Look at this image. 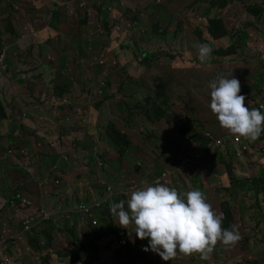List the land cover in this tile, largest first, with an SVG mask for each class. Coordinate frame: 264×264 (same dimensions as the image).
<instances>
[{"label":"trees","instance_id":"obj_1","mask_svg":"<svg viewBox=\"0 0 264 264\" xmlns=\"http://www.w3.org/2000/svg\"><path fill=\"white\" fill-rule=\"evenodd\" d=\"M173 1L174 0H164V2H166L167 4L172 3ZM217 1L219 0H214V3L216 4H213V6L216 5L219 9H222L233 2V0H220V3L218 5ZM132 2L133 8L130 7L129 3L118 5V7L114 9V12L111 14L110 18H105L102 22L98 21L100 24L97 23L96 19L91 14L89 2L86 9L83 11H78L76 16L74 17L68 18L61 14H58L60 16L59 21L61 22V24L58 26L51 25L50 20L43 19L44 15L39 13H31L27 19H24L25 23L23 19L19 18L21 23L20 37L22 35L25 36L27 44L32 46L31 38L34 35L38 34L39 29L42 25L53 29L55 32H58L57 42L59 40L65 41L69 39L75 44L74 48L69 51L68 55L62 53L58 54V56L62 59L61 62L63 60H66V62H68L74 59L79 60L80 62H83L84 60H86L87 63L92 62L91 65L88 64L89 69L87 73L85 75H79V85H84L85 89L88 92L93 91V94L96 95L98 99V106L101 111V115H99L97 121L99 123H102V114L105 118H107L108 140L107 143H105L103 130L96 140V137L91 135L89 131V124L86 122L87 119L84 116H68L66 119V124L64 122L65 119L63 120L66 127H63L61 132H71V134L81 137V140L75 139V149L78 156L89 155L90 157H93L94 153H96L97 150L103 148V152L105 151L106 154L103 160H106L108 158L110 161H112L114 158V161L117 163L119 168V172L113 173L111 177H114L117 174L118 177L121 174L128 176V183L133 186V191L142 189L148 185H154L153 183L146 181L144 176H155V171L157 169H165L166 163L168 164L167 167L169 169L170 167H173V165L188 166V162L180 163L179 159L172 160L174 158L173 154L175 153H179V155L184 159H192L196 155H204L205 152L213 149L210 154L213 163L216 159H218L219 161H224L225 159V161H227L232 157L236 158L238 155H241L239 157L243 159H247L248 154L246 151L249 148L242 150L241 147L232 145L230 140L235 135L230 134L227 130L221 128L216 118H213L214 126L217 124V126L220 127L221 131L209 134V137H206L204 135V132L208 129H204V123L201 120L196 119L192 121L191 125L189 126L184 123V121L187 120L189 116L198 117L199 115H203L204 118L205 116L206 118L215 116L210 111L208 106L210 102V89L208 85L210 81L218 78L221 75L225 78H231L232 76L239 81L240 93L238 94H242L245 96V106L251 108L257 98L264 97V81H262L261 83H258V81H256L258 76H261L262 79L264 78V67L261 65L264 60L262 58L261 60L260 58L258 59L257 67L253 70V73L247 75L236 76L230 71L229 68V65L237 62L234 55L237 51H247L243 43L245 42L244 38L246 35L244 37H237L238 39L234 38L232 27H230L219 15L210 19L206 18L204 21H202L199 18L185 17V11L183 12V16H181L180 11H177V9H172L171 15L174 22H172L171 28L174 35L179 31H185L187 34L195 33L198 37L197 45L194 48L196 56H198V45L200 44H206L210 46L212 52L210 60L203 63V65L206 64V66H203L201 69L199 68V74L195 72V70H198V68L195 66L193 67V72L191 70L184 69V73L175 72L171 74L173 79L181 74L182 77H184L183 80L185 81L187 78L192 76L191 82L188 83L192 86L191 88L185 90L187 88L185 84L177 85L178 88L171 93L172 101L178 105H181L182 108L180 113L173 117V120L171 121V115L168 111L169 107L164 106L163 102H156L155 100L149 99L145 103H143L142 100L136 98L138 96V92L131 86H129V88L125 87L124 93L119 92L121 86L126 82V79H124V77L126 76L127 70L125 68L132 62V60H135L134 56L140 55L146 58L148 62H152L150 61L152 59L149 55L154 57L155 55L153 54L159 51L155 50L154 47L161 46L157 38L152 41L149 40V55H147L146 53H135L132 55L135 49L137 50V46H135L132 50V53L126 55L125 52V54L115 55L116 58H113V60H107V63L105 65V59L111 58L109 55L107 56V54H104L107 53L105 52V50H107L111 46L114 47L117 41L115 40L116 31L111 27L109 42L110 46L107 48L103 37L104 29L108 28L109 25L117 24V26H121L123 28L124 35L126 24L129 26V23L127 21L129 17L131 25L134 21V18L138 16V13L142 9H145L150 2H155L158 4L160 3V0H132ZM106 4L107 0H99V4L97 6V10L99 11V13L102 12V8ZM0 7L1 9H5V11L10 16V19L8 21L10 23L8 32H16L17 27L13 23L12 17L18 16L16 14L17 7L12 8L5 0H3L2 4H0ZM189 7H191V5H189ZM41 10H43V8H41ZM235 10H237V8H235ZM248 11L254 13L255 15L259 14H256V9L253 8H249ZM34 15H39V18H37L36 16V18H33ZM29 19L32 20L31 25L27 26L26 20ZM4 28V22L0 20V29ZM43 29L46 30V28ZM85 31L88 34L90 33V36L92 37L88 39L85 35ZM162 36H164V34ZM225 36H229L232 39V42L223 46L222 42L225 39ZM124 38L120 42H123ZM134 42H137V40ZM216 43H219V45L215 46ZM19 49L20 51L17 53H27L32 58L33 51L25 43ZM78 52L81 55L77 54ZM88 52L92 53L90 54L92 58L90 57ZM96 52H98L97 55L93 56ZM247 59L250 60L249 58ZM18 61L22 68H28L29 63H24L20 60ZM178 61H180V58L176 55L175 62ZM198 62L200 61L198 60ZM43 63H48V65H51L50 61H43ZM117 64L118 66H116ZM173 66H175V63L171 65V67ZM218 66H223L220 72H212ZM107 67H110V69L107 70ZM56 69L58 72L61 71L58 65L56 66ZM81 69V65H78L77 70L81 72ZM155 69L159 71L158 68ZM202 69H210L212 71L208 70L207 74H205L204 77H201L200 74L202 73ZM193 73L197 75V77H195ZM158 74H160V76L164 78V74L162 75L160 71ZM106 77L109 79H107ZM60 78L64 80L62 86L60 88L58 86H54L52 88V91L59 92L60 95L66 96L63 86H67L69 84L70 77L66 74L64 77L60 76ZM104 79H107V82L109 83L108 88L103 86L104 83L102 82V80ZM146 81L148 82L147 79ZM79 85H75L76 89H79ZM149 85L152 86L150 83ZM181 86H183L184 89H182ZM140 87H142L146 91L147 95L152 94V91L147 89L148 86L145 84V82H143ZM98 93L105 95V100L102 101V98L97 96ZM128 93H130L129 95L131 96L130 100L133 96V101H126V96L128 95ZM16 98L17 105L14 107L12 106L11 108L8 107V111L0 95V145L3 141L9 139L32 140L35 134L34 129L27 125V121H38L39 110L38 108H36L38 102L36 103L34 95H27L25 93L17 94ZM100 104L102 106H100ZM76 112L77 111L75 110L74 113L76 114ZM114 114H116L115 118H108L112 117ZM42 121L45 122L44 119H42ZM173 129H176V133L179 135L172 133L171 131ZM159 130H162V133L160 135L164 134V137L166 138L164 140V143L162 144V148L160 150H157V146L153 143V140L158 137L157 133H159ZM167 133L169 134V137L166 135ZM256 140L261 141L260 144L263 149L264 131H262L261 135ZM256 140L250 141L246 139V142L249 147H254L256 144L255 142H258ZM190 141L196 143L197 147H189L185 145ZM166 143H168V145ZM22 144L25 145L23 150H21ZM132 145L135 146V150L133 152H130V154L135 156H143V160L146 161L145 166H141V160L139 162L136 161L135 164H133V168L130 166V164L129 166L128 164H124L128 163L124 158L122 159L123 163H118L116 161L114 154L123 156V153L129 150ZM12 146L13 156H11V161L14 163L16 162V156H24L25 150L29 151L31 157L33 156V151L30 149L33 148V145L30 142H28L27 144L20 141L16 142ZM234 149L235 152L232 153L231 151ZM55 155L56 153L53 154V156ZM26 158L27 157H25V159ZM39 158H43L44 164L53 163L50 162V160L52 159L51 155L45 154L44 156L43 151L41 150L39 151ZM79 165L84 167L90 166L87 165V163L82 162H79ZM127 166L128 170H125V167ZM195 166V174H199V180L205 183V187H207L209 183H213V179L208 178L205 174V171H201L200 166ZM43 167L44 170H46L48 173V168L46 166H39L37 167V169L41 171ZM122 168H124L123 171H121ZM30 169L32 173L33 166H30ZM172 173L173 171L166 173V178L168 180L167 186L169 185L170 181H172L170 177ZM87 176H89L90 178L93 177V180L88 185H85L84 189L78 192L75 191L74 198H72L73 201L72 207H70V213H67L65 212V210H63V205L61 203L55 205L50 202V198H58L57 195L60 192L59 189L62 188L60 184L56 186L55 181H53L52 184L45 183L43 187H41L42 191H33L27 189L22 190V193H19L26 201L30 203V206L26 207H22L21 205H19L17 213L13 216H17V219L20 221V225L23 224V221L29 215L33 216V218L35 219V228L41 225V220L43 218L40 216V212H44V214L50 218L51 224H49V226L46 228L47 230L45 231H43L44 229H41V231L39 230V232H34L35 230H33L29 233H23V227L21 229L22 235H25L27 237L29 236V240L27 241L28 248L31 247V245H34L35 247V251H32L31 249H29V251L31 254H34L35 252V260H38V264H49L51 260H57L60 263L64 264H88L86 260V253L90 251V249L97 250V245L95 244L96 241L100 237L107 236L111 233L110 227L112 225V219L110 217L111 213H109L108 207L93 211V219L98 220L97 227H92V222L89 218L90 215H87L83 210H80L81 206H83L87 209H90L91 211L92 207H94L105 197L104 187H111L109 185H106V177L108 176L102 172H99L95 168L90 169V171L87 173ZM41 179L46 180L43 177H41ZM47 179H49V177ZM53 179L54 176H50L49 180ZM241 180L251 181L252 190L259 185L258 181H256L255 179L251 180L250 177H243L242 179V177L236 176L235 181L240 182ZM119 186L122 187L120 183ZM190 186L191 183L189 182L187 188H189ZM120 187L119 189L121 191L128 192L127 190ZM48 188L49 192L48 194H46V189ZM223 189L227 191L229 188ZM246 189L249 190L250 188L247 187ZM187 191H191V188L187 189ZM201 193L206 200V197L211 194V191L203 190L201 191ZM221 193L225 195L226 192L223 193V191L221 190ZM125 196L127 195L121 194L119 197L113 199L112 203L120 202V199ZM122 201L126 202L127 198H123ZM217 204L218 203L216 202V200H214L211 204L212 210L214 212L216 211V213L219 214V211H221L222 213L230 214L228 218L223 219L221 227L229 228L230 226L235 225L236 231L238 232L240 230L238 227L239 222H235L234 218L240 217L239 211L235 208H231L229 206V202L225 201H223L218 210H216ZM57 206L59 208H56ZM56 211H58L59 213H57ZM60 211L63 214L69 215H65L63 217L55 219V217L61 213ZM31 212L34 214H31ZM75 215L77 216V219H75ZM60 221L67 222L63 224L61 229L54 228L55 223L59 224ZM106 227L109 228L105 229ZM53 230L57 231L53 233L48 232ZM6 231L7 226H5L4 230L0 233V242L1 240H8V238H10L9 236L11 235L18 234L17 232L11 230L7 235ZM112 231H116L115 225L112 226ZM43 233L46 235L43 236ZM16 239V236H14V241L11 242V245H9L10 242L8 241V245L0 252L4 255L2 264H5L4 261L6 259L9 261L8 264L10 263V260H13V258L10 256V247L14 244L16 245L17 242L21 240V238H19L18 240ZM121 251L122 250L119 249H116L114 251V253L117 254V258L119 259H123L122 254L120 253ZM13 252H15V248H13ZM42 254H44V257Z\"/></svg>","mask_w":264,"mask_h":264},{"label":"rangeland","instance_id":"obj_2","mask_svg":"<svg viewBox=\"0 0 264 264\" xmlns=\"http://www.w3.org/2000/svg\"><path fill=\"white\" fill-rule=\"evenodd\" d=\"M5 1L12 8L17 7L16 13L19 18L23 19L24 23V19H27L31 13H47L44 15V17L48 18L49 8L47 1L45 0ZM53 1L55 2V6H67L71 10L83 8V4L79 0H72L70 2H65L63 0ZM219 3L220 0L217 1L218 5ZM213 4H216L214 3V0H174L169 4L164 2V0H160V3L158 4L155 2H150L145 9H142L138 13V16L134 18L133 22L131 20V25L130 17L127 19L129 26L126 24L124 41L119 42L123 39L124 35H116L115 40L118 42L115 43L114 47L111 46L110 48L108 47L110 46L109 42L111 27L115 29L117 25H109L108 28H105L103 37L108 49L105 50L107 53L104 54H107V56L109 55L111 57H108L109 59H105V65L107 60H113V58H116L115 55L125 54V52L126 55L132 53V50L135 46H137V50L135 49L132 55L135 53H146L149 55V40L152 41L157 38L161 44V46L154 47L155 50H159L153 54L155 55L154 57L149 55L152 59L150 61L152 62H148L146 58L140 55L134 56L135 60H132V62L125 68L127 70L126 76L124 77L126 82L121 86L119 92L124 93V88H129V86H131L138 92V96L136 98L142 100L143 103L149 99L155 100L156 102H163L164 106L169 107L168 111L171 115V121L173 120V117L178 115L182 110L181 105H178L172 101L171 93L178 88L177 85L185 84L187 87L185 90L191 88L192 86L188 83L191 82L192 76L187 78L185 81L183 80L184 77H182L181 74L175 79H173L171 74L175 72L184 73V69L191 70L193 72L194 66L198 68V70H195V72L199 74V68L201 69L203 66H206V64L203 65L201 62H198V56H196L194 51L198 39L195 33L187 34L185 31H179L174 35L171 28L172 22H174L171 15L172 9H177V11H180L181 16H183V12L185 11V17L199 18L202 21H204L206 18L210 19L219 15L230 27H232L234 38L244 37L246 35L244 38L245 42L243 43L247 51H237L234 54L237 62L229 65V68L230 71L236 76L247 75L251 72L253 73V70L257 67L258 59L260 58L261 60V58L264 57V0H233L232 3L228 4L222 9H219L216 5L213 6ZM189 5H191V7H189ZM41 8H43V10H41ZM235 8H237V10H235ZM249 8L256 9V14H259L255 15L254 13L249 12ZM2 12L5 13V9H2ZM35 16L39 18V15H34L33 18H36ZM52 17L56 21V16ZM26 21L27 26L31 25L32 20L29 19ZM42 27L43 26L41 25V28ZM163 34L164 36H162ZM85 35L88 39L92 37L90 36V33L88 34L86 31ZM224 38L225 39L222 42L223 46L232 42V39L229 36H225ZM136 40L137 42H134ZM56 42L57 40L52 39L48 34L44 40H42V36L39 34H36L31 38L32 44L38 43L40 45L39 53H48V51L51 50L52 64L54 66L58 65L61 71L58 72L56 68L49 66L48 63H40L37 58L32 55V62L29 64L34 69L31 67L30 72L20 78V82H22L27 76L31 75V78L28 80L29 82L26 85L35 87L36 91L38 92L41 90V93L38 95L40 97L34 96L36 103L38 102L43 104L44 102H47L55 109L48 110L46 106L43 109L42 115H39L45 120L47 124L46 126H40L38 123L33 122L32 120L27 121L29 127L35 131L32 140L39 142L42 137H48L49 129L52 127L51 122L58 125L62 124L64 120L63 117H79V115H81L87 119L86 121L89 124V128L93 132V135L96 137V140L103 130L104 141L107 143V118H105L102 114L103 124L97 121L99 115H101V111L98 106V99L96 95L93 94V91L88 92L84 85H79L78 80L79 75H85L87 73L89 69L88 64L91 65L92 62L89 61L90 63H87L86 60L80 62L79 60L75 59L68 62L63 60L61 62L62 59L58 56V54L62 53L68 55L69 51L74 48L75 44L69 39L65 41L59 40L57 43ZM217 45H219V43L215 44V46ZM97 53L98 52L94 53L93 56L97 55ZM77 54L81 55L79 52ZM88 54L90 55L92 53L88 52ZM176 55L180 58V61L178 62H175ZM90 57L92 58L91 55ZM3 58L4 57L0 52V62L3 61ZM173 63H175V66L171 67ZM78 65H81L82 67L81 72L77 70ZM261 65L264 67V61L261 63ZM116 66H118V64ZM153 66L158 68L162 75L164 74V78L158 74L159 71ZM222 68L223 66H218L213 71L210 69H202L201 72L203 74L201 73L200 75L201 77H204L208 70L214 73H219ZM109 69L110 67H107V70ZM66 74L70 77L69 84L67 86H63L66 96L60 95L59 92H49L44 88H40H52V86H58L60 88L64 81L60 78V76L64 77ZM195 77H197V75H195ZM107 79L102 80L104 83L103 86L106 88L109 87ZM146 79L153 87L149 85ZM256 81L261 83L264 81V78L262 79L261 76H258ZM143 82H145V84L148 86L147 89L152 91V94L147 95L146 91L140 87ZM75 85H79V89H76ZM181 87L184 89L183 86ZM33 92L34 90H31V95L36 93ZM129 94L130 93H128L126 96V101L128 102L133 101V96L130 100L131 96ZM97 96L102 98V101L106 98L105 95L99 93ZM62 104L66 106H62ZM260 105L261 103L256 101L253 103L252 108H257L264 112V108H260ZM100 106L102 105L100 104ZM75 110L77 111L76 114L74 113ZM115 116L116 114L108 118H115ZM205 118L203 115H199L198 117L189 116L188 119L184 121V123L189 126L191 125L192 121L196 119L201 120L204 123V129H208L204 132L205 136L207 134L221 131L217 124L214 126L213 118H215V116H210L206 118V120ZM64 122L66 124V119ZM171 132L179 135L176 133V129H173ZM161 133L162 130H159V133H157L158 137L153 140V143L157 146V150L162 148V144L166 138L164 137V134L160 135ZM54 134H56V130H54ZM166 135L169 137L168 133ZM256 141L258 142H255V146L249 147V149L246 151L248 154L247 159H243L239 157L241 155H238L236 158L232 157L227 161H225V159L224 161H219L216 159L213 163L210 156L213 149L205 152L204 155H196L192 159H184L179 155V153H175L173 154L174 158L172 160L179 159L180 163L188 162V166L173 165V167H170L169 169L167 167L168 164L166 163L165 169H157L155 171L156 177L160 176L162 170H164V173L173 171L170 176L172 181H170L168 187L175 188L178 193H186L188 192L187 189L190 188L191 190L196 189L200 192L203 190H210L211 194L206 197V201L211 205L212 202L216 200L218 203L216 210H218L223 201L229 202V206L231 208L237 209L240 213V217L234 218V221L239 222L238 227L240 230L238 231L239 239L234 244L223 245L218 241L213 246V250L209 254V259L206 261L200 260L198 255L185 256L178 252L174 258L168 262H164L157 254L151 251H142V248L147 246V240L137 239L133 233L134 229L133 225L131 224L125 228L120 227L117 224V218L111 214V233L107 236L100 237L96 241L95 244L97 245V250L90 249V251L86 253V260L88 264H264V148L262 149L260 144L261 141ZM52 142L53 141L50 140L48 145L52 146ZM166 144L168 145V143ZM185 145L189 147H197V144L191 141ZM134 150L135 146L132 145L129 150L123 153V156L114 154L116 161L118 163H123L122 159L124 158L128 162L124 164H128V166L130 164V166L133 168V164H135L136 161L139 162L141 160V166H145L146 161L143 160V156H135L130 154V152H133ZM231 152L234 153L235 149ZM105 155V151L103 152L102 148L97 150L93 157L84 155L83 157L80 156L78 160L79 162H84L87 163V165H90V169L95 168L99 172H102L108 176L106 177V185L111 186V192L107 193L109 196V201L119 197L121 194H126L127 196L122 197L120 201H122L123 198L128 199L130 197V193L133 191V186L128 183L129 177L123 174H121L119 177L118 174L114 177H111L113 173L119 172V168L117 163L114 161V158L112 161H110L108 158L103 160ZM195 165L200 166L201 171H205L207 177L213 179L212 184L205 187V183L199 180V174H195ZM43 166H45L44 163ZM128 166L125 167V170H128ZM123 169L124 168H122L121 171H123ZM41 171L42 177L47 179L49 176L47 171L44 170V167ZM155 176L149 177L148 175H145L144 178L146 181H151L152 183V180ZM236 176L242 177V179L243 177H250L251 180L255 179L258 181L259 185L252 190L251 181L241 180L240 182H237L235 181ZM189 182L191 183V186L187 188ZM119 183L122 185V187L119 186ZM164 184L167 186L168 182H164ZM119 187L127 190L128 192L121 191ZM247 187L252 191L247 190ZM107 188L108 187H105V190ZM223 188L229 189L225 191ZM221 190L223 193L226 192L225 195L221 193ZM18 192L17 194H19ZM68 200L70 199H65L62 208L65 210V212L70 213L72 202L71 200ZM68 202L70 203L67 204ZM109 209L110 204L108 206V210ZM1 210L2 209H0V211ZM56 212L59 213L58 211ZM220 213L222 212L219 211V214ZM31 214L34 213L31 212ZM222 214L224 219L228 218L230 215L228 213ZM13 215L14 214H4V220L7 221L6 224L8 223L6 231L7 235L11 230L18 233L17 235L9 236L10 238H8V241L11 245V242L14 241V236H16V240L19 238H21V240H19L16 245L14 244L10 247V256L13 258V260H10L9 264H38V260H35V252L34 254H31L29 251V249L35 251L34 245H31V247L28 248L27 241L29 240V236L27 237L21 234L22 225H20V221L17 219V216L13 217ZM65 215L69 214H63L61 212L55 217V219ZM74 217L77 219L76 215ZM49 222L42 224L41 228L44 229L43 231L47 230L46 228L49 226V224H51V222ZM65 222L67 221H60L59 224L55 223L54 228L61 229ZM3 224L4 223L0 219V233L4 230V227L2 228ZM114 225L116 228L115 232L112 231V226ZM108 228L109 227H106L105 229ZM34 230H36V228ZM55 231L57 230L48 232L53 233ZM44 235L46 234L43 233V236ZM123 238L125 239L126 244L125 246L119 248V250H122L120 253L122 254L123 259L117 258V254L114 252L108 254L107 252L113 244V239L116 240L117 244L120 245V242H122L121 239ZM13 248H15V252H13ZM42 255L44 257V254ZM49 264L64 263H60L57 260H51Z\"/></svg>","mask_w":264,"mask_h":264},{"label":"clouds","instance_id":"obj_3","mask_svg":"<svg viewBox=\"0 0 264 264\" xmlns=\"http://www.w3.org/2000/svg\"><path fill=\"white\" fill-rule=\"evenodd\" d=\"M79 1L83 4L82 9L71 10L63 5L57 7L67 9V15L74 17L78 11L85 10L89 2L91 14L98 24L105 18H110L118 5L129 3L133 8L132 0H107V4L99 13L97 10L99 0ZM2 2L3 0L0 4ZM115 31L116 35H123L121 26H116ZM0 52L4 57L0 62V70H4L7 68L8 48L1 47ZM211 52L212 49L208 45H198V60L202 64L207 62L211 58ZM262 59L264 60V57ZM208 87L210 89L209 109L215 115L219 126L235 135L230 140L232 145L234 137L240 138L241 143L247 146L246 139L255 141L264 131V112L252 108L253 105L251 109L245 106V96L238 94L240 93L239 81L232 76L225 78L221 75L210 81ZM256 101L264 104V97L257 98L254 102ZM206 137H209V134ZM164 182L168 180L166 173L162 170L160 176L153 178L154 185L132 191L126 202L112 203L107 194L111 192L110 187L104 190L103 200L109 201L110 213L117 218V224L122 228L129 224L133 225L135 237L139 240H147V246L142 248V251L155 253L164 262L174 258L178 252L185 256L198 255L200 260L206 261L218 241L223 245H232L239 239L235 225L229 228L221 227L223 214L214 212L199 190L178 193L175 188L165 186ZM58 185L59 183H56V186ZM18 196L23 198L22 195L17 194L13 200L19 207L21 204L17 200ZM121 240L125 243L124 238ZM116 249L119 247L117 241L113 239V244L107 253L110 254Z\"/></svg>","mask_w":264,"mask_h":264},{"label":"crops","instance_id":"obj_4","mask_svg":"<svg viewBox=\"0 0 264 264\" xmlns=\"http://www.w3.org/2000/svg\"><path fill=\"white\" fill-rule=\"evenodd\" d=\"M48 4V18L45 20H50V24L53 26H58L61 24L59 21V15L61 14L65 17L70 18L67 15V9H59L55 6V2L53 0H45ZM47 8V7H46ZM17 14V13H16ZM47 14V13H45ZM52 16H56V21ZM10 19L9 14L5 11L2 12L0 7V20L4 22L5 28L0 29V48L1 47H8V61H7V68L4 70H0V95L2 97L3 103L7 110L9 111L8 107H14L17 105V98L16 95L19 93H25L27 95H31V90H34L33 93L35 97L41 93V90L36 91L35 87L26 85L31 78V75L27 76L22 82H20V78L25 74L29 73L31 70V65H28V68H22L19 64L20 60L24 63L32 62V58L27 53H17L20 51L19 48L23 46L25 43L28 47H30L33 51V56L37 58L40 63L43 61H50L51 67L56 68L52 64V57H51V50L48 53L40 52V45L32 44L29 45L26 42V37L21 36V23L18 16L12 17L13 23L17 27L16 32L9 33V26L10 23L8 22ZM43 23V21H42ZM7 28V30H6ZM43 28H46L44 30ZM57 33L53 29L43 26L39 29L38 34L42 36V40L46 38V35H50L52 39L57 40ZM25 37V38H23ZM20 41V42H19ZM43 60V61H42ZM33 68V67H32ZM34 69V68H33ZM41 89H45L49 92H53L51 87H40ZM45 104L38 103L36 108L39 110V115H42L43 109L47 106L49 110H55L54 107L49 105L47 102ZM56 105V104H53ZM62 106H66L62 104ZM63 119H67V117H63ZM40 126H46L47 124L42 121V118L39 116L38 121H35ZM87 122V121H86ZM28 125V124H27ZM52 127L49 129V136L42 137L39 142L33 141L30 139H9L5 140L0 145V219L4 223L2 228L7 226L4 220V214H16L18 210V205L14 202L13 198L17 195L18 191L22 190H33V191H42L41 187L45 183L52 184L53 181L59 183L61 185L60 192L58 193V198H50V202L52 204L58 205L63 202L66 198L70 199L71 202L73 201L75 191L78 192L84 189L85 185H88L92 180L93 177L90 178L87 176V173L90 171L89 167H84L79 165V157L77 151L75 149V139L81 140V137L69 133H62L61 130L63 127H66L64 122L62 124H54L51 122ZM29 126V125H28ZM54 130H56V134H54ZM91 135L93 132L90 130ZM62 134V136H61ZM94 136V135H93ZM60 137V138H59ZM95 137V136H94ZM52 140V146L50 147L48 144ZM25 142L28 144L30 142L33 145V148H30L33 151V156L31 157L29 151H24V156H16V162L11 161V156H13V144L16 142ZM24 144L21 145V150L24 148ZM43 151V154L51 155V163L44 164L48 168V176H54L53 180H42V173L40 170L37 169L39 166H43V158H39V151ZM56 153L55 156L53 154ZM36 156V157H35ZM25 157H27L25 159ZM83 157V156H81ZM84 163V162H82ZM51 164V166H50ZM30 166H33V172L31 173ZM215 174V172H214ZM151 182V181H149ZM212 183H209L210 185ZM105 188V187H104ZM48 189H46V194H48ZM104 190V189H103ZM22 193V192H18ZM19 195V194H18ZM21 195V194H20ZM68 200V201H70ZM61 201V202H60ZM68 202L67 204H69ZM56 208H59L58 206ZM13 215V216H14ZM42 224L36 227L34 232H38L42 228ZM34 230V229H33ZM31 230V231H33ZM30 231V232H31ZM29 233V232H28ZM4 255L0 253V264H2Z\"/></svg>","mask_w":264,"mask_h":264},{"label":"built area","instance_id":"obj_5","mask_svg":"<svg viewBox=\"0 0 264 264\" xmlns=\"http://www.w3.org/2000/svg\"><path fill=\"white\" fill-rule=\"evenodd\" d=\"M260 108H264V104L261 103ZM233 142L234 144H237L239 147H241L242 150H245L248 148V146L245 143H241V139L234 137L233 138ZM110 190H108L109 192ZM17 200L20 202L22 207H26V206H30V203L28 201H26L24 198L18 196ZM109 204V201L107 199L98 202L94 207H92L91 211L90 209H87L83 206H81L80 210H83L87 215H90L89 218L91 219L92 222V227H96L98 225V221L96 219H93V211L94 210H100L105 208V206H107ZM40 216L43 218L41 220L42 223L48 222L50 220V218L44 214V212H40ZM23 227V233H28L31 230H33L35 228V219L33 218V216L29 215L26 217V219L23 221L22 224ZM8 245V240H1L0 242V252ZM125 246V243L122 241L120 242V245L118 244V247H123ZM114 250H112L113 252ZM5 264H8V260L6 259Z\"/></svg>","mask_w":264,"mask_h":264}]
</instances>
